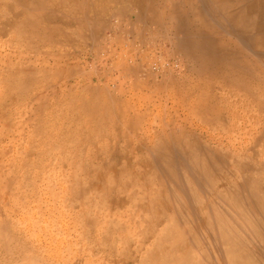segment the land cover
Returning a JSON list of instances; mask_svg holds the SVG:
<instances>
[{
	"label": "rangeland",
	"instance_id": "obj_1",
	"mask_svg": "<svg viewBox=\"0 0 264 264\" xmlns=\"http://www.w3.org/2000/svg\"><path fill=\"white\" fill-rule=\"evenodd\" d=\"M55 1L0 0V264H229L230 257L223 254L227 246L218 244V225L202 223L207 213L221 216L264 264V212L250 204L254 189L264 203V87L232 62L198 68L175 51L169 26L143 27L129 12L145 10L127 0L100 5L108 13L104 10L107 14L100 12L97 18L107 28H94L95 40L90 38L94 25L87 22L77 25L83 38L70 32L75 41L87 42L67 45L49 32L57 19L49 23L33 16L43 9L55 12ZM204 1L207 14L220 12L211 0ZM31 2L35 7L29 23L21 13ZM257 4L262 11L263 3ZM215 21L217 34L221 27H232ZM229 35L216 38L236 43L238 50H231L229 59L250 54L247 38L240 43ZM53 38L64 45L44 48ZM67 52L77 60L74 80L64 83L38 70L42 62L52 65ZM32 70L36 72H27ZM253 89L256 99L249 96ZM200 99L235 118L212 122L216 114L194 110ZM252 99L261 102L259 108ZM132 121L139 124L133 127ZM176 136L189 147H200L199 157L209 154L210 186L196 171L190 177L189 155L172 143ZM157 139L172 151L170 160L155 150ZM236 163L238 183L247 178L253 184L240 191L239 205L231 190H225L231 185L225 183L235 181L227 169ZM223 174L225 181L220 180ZM175 176L191 179L192 192L185 188L172 193L166 186ZM218 191L222 201L216 198ZM234 211L241 215H232ZM242 227L257 229L261 237Z\"/></svg>",
	"mask_w": 264,
	"mask_h": 264
},
{
	"label": "bare ground",
	"instance_id": "obj_2",
	"mask_svg": "<svg viewBox=\"0 0 264 264\" xmlns=\"http://www.w3.org/2000/svg\"><path fill=\"white\" fill-rule=\"evenodd\" d=\"M35 2L36 0H32ZM122 0H56L53 2V8L55 12H46V9H43L41 13H35L33 16H36L37 18H45V21H48L49 23L57 19V24L54 26L51 32H54L55 35H58L59 37L62 38L63 41H66L67 45H77V44H83L85 43L86 39L84 38L83 40H79L78 42L74 40L73 35L70 33L71 29L72 31L78 32L76 34V37H82L79 33L77 25L83 26L87 22H92L94 26L91 29V33L94 32V28L97 29V31H104L107 28L106 21L104 20H99L97 16L100 14V12H104L105 9L100 8V5L103 6L105 3H118L121 2ZM132 6L134 7H141L145 12L139 13L135 12L134 10H131L129 14H133L135 16V20L142 24L143 27H148L151 26H160L162 27L163 25L169 26L171 30H173V36L170 38L173 46L175 47V51L179 53H183L188 59L193 61L195 65L200 67L201 69L205 66L206 64L210 63H217V64H224L227 66L229 63H233L234 67L238 72H244L247 71L248 78L252 82H257L259 86L264 87V0H260L263 3V10L261 11L259 9V6L257 4V0H211L212 4L217 10H220V12L216 14H207L204 10L203 7L205 5L204 0H127ZM22 2V0H21ZM161 4L162 9H158V6L155 4ZM11 4V3H10ZM20 4V1H19ZM43 4V3H42ZM204 4V5H203ZM211 4V5H212ZM21 5H24V3ZM110 5V4H109ZM41 6V5H40ZM43 6V5H42ZM105 6V5H104ZM203 6V7H202ZM206 6V5H205ZM25 11L21 13L23 18L27 19L29 23L33 21L30 10L35 7L33 3H26L24 5ZM212 8V6H210ZM30 8V9H29ZM209 8V7H208ZM135 9V8H133ZM20 10V9H19ZM56 11H62L66 15L70 16L71 19L67 18L66 15H62L61 13H57ZM105 12L108 13V11L105 10ZM104 12V14H105ZM213 12V11H212ZM106 13V14H107ZM209 13V12H208ZM214 13V12H213ZM105 14V15H106ZM221 14V15H220ZM212 15V16H211ZM103 16V15H102ZM34 18V17H33ZM131 18V17H130ZM83 19V20H80ZM215 19H217V22H223L227 21V23H231L232 27L231 28H222L219 34H217L216 26H214L213 23H215ZM127 20V19H126ZM125 20V21H126ZM221 20V21H218ZM86 21V22H85ZM128 22V21H127ZM133 22V21H132ZM52 23V22H51ZM96 24V25H95ZM124 24V23H122ZM88 25V24H87ZM86 25V26H87ZM127 24H125L126 26ZM89 27V26H88ZM113 27V25L111 26ZM229 27V26H228ZM117 28V27H116ZM137 28V27H134ZM132 29V28H131ZM89 30V29H88ZM163 30H165L163 28ZM167 31V30H166ZM163 31V32H166ZM167 33V32H166ZM53 34V33H52ZM109 34V33H108ZM165 34V33H163ZM233 35L232 37L236 38L238 42L243 43L244 39L247 38L248 44L249 45V53L247 56H235V60L229 59V55L231 54V50H234L236 47V43L233 41H229L228 43H224L222 40H216V38L219 36L220 38L224 35ZM155 35V34H154ZM157 35V34H156ZM229 35V36H230ZM90 36V35H89ZM106 36V35H105ZM119 36V35H118ZM170 36V35H169ZM168 36V37H169ZM125 37V36H124ZM139 37V35H138ZM154 37V36H153ZM167 37V36H166ZM231 37V36H230ZM90 38L92 40H95V32L91 34ZM105 38V37H104ZM149 38V37H147ZM131 39V36H130ZM150 39V38H149ZM231 39V38H230ZM117 40V39H116ZM120 40V38H119ZM145 40V39H144ZM169 40V39H168ZM150 41V40H149ZM155 41V40H154ZM228 41V40H227ZM87 42V41H86ZM92 42V41H91ZM127 42V41H126ZM131 42V41H130ZM130 42H128L130 44ZM148 42V41H146ZM164 43V42H163ZM98 44V43H97ZM123 44V42H122ZM126 44V43H125ZM128 44V45H129ZM140 44V43H139ZM171 44V43H170ZM63 42H57L53 38V40L47 41L44 44V48L49 47H61ZM133 45V44H132ZM138 45V44H137ZM234 47H233V46ZM241 45V44H240ZM135 47V46H134ZM140 47V45L138 46ZM137 47V48H138ZM240 47V46H239ZM247 47V46H246ZM133 48V47H132ZM136 48V47H135ZM237 48V47H236ZM240 50H243L242 47H240ZM245 48V47H244ZM173 49V48H172ZM43 50V49H42ZM238 50V48H237ZM67 51V50H66ZM95 51V50H94ZM134 51V50H133ZM91 52V51H90ZM135 52V51H134ZM235 52V51H234ZM243 52V51H242ZM233 53V52H232ZM239 51L237 52V54ZM63 54V53H62ZM68 54V52L66 53ZM125 54V53H124ZM236 54V53H235ZM246 54V53H244ZM98 55V54H97ZM173 55V54H172ZM171 55V56H172ZM177 55V54H176ZM232 57V56H231ZM52 58V57H51ZM73 59V56H71ZM98 58V57H97ZM48 62V61H47ZM133 62V61H132ZM44 63H46L44 61ZM40 65L39 69L40 72L43 74H52L51 76L57 79H62L64 83L66 81H71L72 78V71L73 68L76 66L77 60L70 59L69 54L65 55L62 59H57L54 61L52 65L44 64ZM176 63V62H175ZM31 65V64H30ZM214 66V65H213ZM222 66V65H221ZM233 67V66H232ZM261 68V72L258 71V68ZM221 68V67H220ZM38 71L37 69H35ZM27 71L29 73H35L36 71ZM214 71V70H213ZM228 71V70H227ZM78 72V71H77ZM115 72V71H114ZM207 72V71H206ZM216 72V71H215ZM260 72V73H259ZM76 73V72H75ZM220 73V72H219ZM222 73V72H221ZM229 73V72H228ZM232 73V72H231ZM128 74V73H127ZM245 74V73H244ZM112 75V74H111ZM132 75V74H131ZM153 76L152 72H148V76ZM206 75V74H205ZM216 75V74H215ZM238 75V74H237ZM88 76V75H87ZM86 76V77H87ZM211 76V75H210ZM236 76V75H235ZM124 77V76H122ZM155 77V76H154ZM209 77V76H208ZM206 77V78H208ZM157 78V76H156ZM231 78V77H230ZM234 78V77H233ZM98 79V78H97ZM74 80V79H73ZM92 80V79H90ZM220 80V79H219ZM108 81V80H107ZM175 81V80H174ZM209 81V80H208ZM207 81V82H208ZM56 82V81H55ZM75 82H79V80H76ZM96 82V81H94ZM232 83V82H231ZM55 84V83H54ZM69 84V83H68ZM175 84V83H174ZM180 84V83H179ZM213 84V83H212ZM211 84V85H212ZM239 84V83H238ZM72 85V84H71ZM232 85V84H231ZM65 86V85H64ZM73 86V85H72ZM71 86V87H72ZM214 86V85H212ZM67 87V86H66ZM179 88V87H178ZM180 89V88H179ZM213 90V89H212ZM253 91H248L249 96L252 95L254 97ZM91 92V91H90ZM183 92V91H182ZM236 92V91H235ZM247 92V93H248ZM219 93V92H218ZM217 93V94H218ZM221 93V92H220ZM234 93V92H233ZM187 94V93H186ZM185 94V95H186ZM211 94V93H210ZM235 94V93H234ZM233 94V95H234ZM182 95V94H181ZM180 95V96H181ZM190 95V94H189ZM241 95V94H240ZM97 96V95H96ZM210 96V95H209ZM188 97V96H185ZM193 97V96H192ZM223 97V96H222ZM229 97V96H228ZM238 97V96H237ZM241 97V96H239ZM105 98V96H104ZM108 98V97H107ZM180 98V103L185 105L184 97H179ZM217 99V96L212 97V99ZM255 98V97H254ZM227 99V98H226ZM256 99V98H255ZM255 99H252V102L257 104V108H259L260 103L257 102ZM99 100V99H98ZM109 100V99H108ZM208 100V99H207ZM243 100V99H242ZM179 101V100H178ZM195 101V100H194ZM210 101V100H209ZM241 101V99H240ZM244 101V100H243ZM255 101V102H254ZM110 103V102H108ZM131 103V102H130ZM216 103V102H215ZM223 103V102H222ZM114 104V103H113ZM218 104V101H217ZM129 105V104H128ZM177 105V104H175ZM241 105V104H240ZM194 110L197 112H212L213 114H216L215 117L211 118L212 122H218L222 123L225 122L228 118H235L234 114L231 115H225L222 113V110L220 108H213L210 105H207L205 102V99L203 100H198L196 103H194ZM218 106V105H217ZM245 106V105H244ZM251 106V104H250ZM243 108V107H242ZM249 108V107H248ZM262 110V109H261ZM243 111V110H242ZM263 111V110H262ZM231 116V117H230ZM131 119V117H130ZM115 122V121H114ZM259 122V121H258ZM257 123V122H256ZM255 123V124H256ZM137 124H139L138 121H132L130 124L131 126L135 127ZM128 126V125H127ZM257 126V125H256ZM132 128V127H131ZM126 129V128H125ZM145 130V129H144ZM182 132V131H181ZM190 132V131H189ZM152 134V133H151ZM154 134V132H153ZM161 134V133H160ZM159 134V135H160ZM264 135V133H263ZM262 135V136H263ZM144 136V135H143ZM149 136V135H148ZM147 136V137H148ZM153 136V135H152ZM185 136V135H184ZM156 138H159L157 136ZM173 138V137H172ZM196 138V137H195ZM199 138V137H198ZM154 139V137H153ZM197 140V139H196ZM162 139H157L154 142V148L155 150H160L164 158L170 160L172 151L170 149H164L165 145ZM145 143V142H144ZM172 143H175L179 145V147L183 150L186 151L189 155L190 158V177H193V173L198 172L202 174L205 178V181L207 182V185L210 186V177H209V172L207 171V165L206 164V158H209V154H205V157H199V153L201 152L199 148L196 147H189L187 145V141L182 139L181 137H175L172 141ZM202 143V142H201ZM203 144V143H202ZM143 146V144L141 143ZM220 145V143H219ZM196 146V145H195ZM228 145L223 146L222 145V151L226 152L228 151ZM141 148V147H140ZM235 148V147H234ZM153 149V148H152ZM196 149V150H194ZM176 150V149H175ZM194 150V151H193ZM217 150V149H216ZM142 151V150H141ZM148 151V150H147ZM185 152V153H186ZM184 153V154H185ZM158 154V153H157ZM220 154V152H219ZM227 154V153H225ZM224 154V155H225ZM222 155V154H221ZM223 155V156H224ZM158 156V155H157ZM186 156V155H185ZM217 156V155H216ZM161 157V156H160ZM247 157V156H246ZM226 158V157H225ZM257 158V157H256ZM157 159V158H156ZM255 160V158H253ZM252 159V161H253ZM164 160V159H163ZM212 161V160H211ZM249 161V160H248ZM213 163V162H212ZM250 163V162H249ZM136 165V164H135ZM256 165V164H255ZM169 167V166H168ZM238 167L239 163L232 164L230 167L227 169V173L231 174V176L235 177V181L231 183V181H226L227 184H231L230 186L227 185L225 190L230 189L232 197H234V203L235 205H239L240 202L242 203L243 199L240 196V191L245 189L247 186L252 188L253 184L248 182V179H244L242 183H238V179L240 174H238ZM178 168V167H177ZM247 168V167H245ZM256 168V167H255ZM262 169V168H261ZM168 171V170H167ZM179 171V170H178ZM150 172V171H149ZM176 172V171H175ZM224 172V171H223ZM147 173V172H146ZM226 173V175H228ZM161 174V172H160ZM141 175V174H140ZM147 175V174H146ZM163 175V174H162ZM224 175V174H223ZM226 175L222 180H226ZM200 176V175H199ZM229 176V175H228ZM227 176V178H228ZM221 177V176H220ZM231 177V178H233ZM163 178V177H162ZM102 179V178H101ZM194 179V178H193ZM134 180V179H133ZM132 180V181H133ZM124 181V180H123ZM131 181V180H130ZM135 181V180H134ZM146 181V180H145ZM237 181V182H236ZM136 182V181H135ZM191 179L189 181L185 180H178L175 177L170 178L167 182L169 190L173 193H175L178 190H185L189 189V192H192L191 190ZM166 183V182H165ZM132 184V183H131ZM215 184V183H214ZM222 186V185H221ZM162 187V185H161ZM167 188V189H168ZM215 188V187H214ZM217 188V187H216ZM162 189V188H161ZM164 190V189H163ZM165 191V190H164ZM256 189L252 191V198L251 200V205L254 206V208H260L264 212V203L263 200L258 197V193H256ZM160 194V193H159ZM262 194V193H261ZM164 195V194H163ZM159 196V195H156ZM263 196V194H262ZM122 197V196H121ZM120 197V198H121ZM171 197V196H170ZM194 197L192 194L190 198ZM160 198V197H158ZM216 198L222 201L223 196L222 192L218 191L216 193ZM141 199V198H140ZM150 199V198H149ZM148 200V199H147ZM156 200V199H155ZM162 200V199H160ZM177 200H180V198H177ZM122 202V201H121ZM124 202V201H123ZM189 202V201H188ZM156 203V202H154ZM153 203V204H154ZM163 204V203H162ZM179 204V202H178ZM184 204V203H183ZM190 205V202H189ZM166 206V205H165ZM164 206V208H165ZM206 206V205H205ZM171 207V206H170ZM185 207V206H184ZM191 207V206H190ZM193 207V206H192ZM201 207V206H200ZM168 208V207H167ZM166 208V209H167ZM176 208V207H175ZM208 208V207H206ZM160 209V208H159ZM144 210V209H143ZM189 210V207H188ZM167 211V210H166ZM184 211V210H183ZM191 211V210H190ZM207 211V210H206ZM167 212H170L167 211ZM178 212V211H177ZM208 212V211H207ZM176 213V212H175ZM234 216L239 217V212L234 211L233 212ZM180 214V213H179ZM184 214V213H183ZM203 214V213H202ZM177 215V214H176ZM174 215V216H176ZM186 215V213H185ZM204 215V214H203ZM241 215V214H240ZM21 217V216H20ZM202 217V216H201ZM177 218V216H176ZM179 218V217H178ZM183 218V216H182ZM186 219V218H185ZM188 219V218H187ZM190 219V218H189ZM200 219V218H199ZM180 220V219H178ZM182 220V219H181ZM198 221V220H197ZM178 222V221H177ZM185 222V221H184ZM193 222V221H192ZM214 222L218 225V229L216 230L217 232V238L219 240V245H226L227 250H225V253L230 257L228 260L230 261L229 264H259L258 259L256 258V254H259L258 251H255L253 248H250L249 243H246L245 240L241 239L239 234L234 231L232 226L228 225L221 216L217 217H210L209 213L206 214L202 218V223L204 225H208L209 223ZM176 225V221H174ZM173 223V224H174ZM186 223V222H185ZM171 224V225H173ZM197 224V223H196ZM174 225V226H175ZM199 225V224H198ZM201 225V223H200ZM199 225V226H200ZM168 226V225H167ZM240 222L239 220L235 219L234 221V228L240 229ZM196 228V227H195ZM194 228V229H195ZM217 228V227H216ZM243 228V227H242ZM188 229V227H187ZM215 229V227L211 228ZM193 230V229H192ZM200 230V229H199ZM198 230V231H199ZM244 232H247V234H260L257 232V229H245L243 228ZM204 231V230H203ZM192 232V231H191ZM201 232V231H200ZM205 232V231H204ZM208 233V232H207ZM206 234V232H205ZM199 235V233H198ZM209 235V234H208ZM215 235V234H214ZM216 236V235H215ZM37 237V236H36ZM175 238L177 237L174 236ZM173 237V238H174ZM201 238L202 236H198V238ZM204 237V236H203ZM210 237V236H209ZM38 238V237H37ZM187 238V237H186ZM185 238V239H186ZM197 238V237H196ZM208 238V237H206ZM212 238V237H211ZM208 238V239H211ZM190 239V238H189ZM263 241L264 238L262 237ZM176 239H174L175 241ZM188 241V240H186ZM175 243V242H174ZM197 243V242H196ZM179 244V243H178ZM182 245V244H180ZM198 245V244H197ZM202 246V245H201ZM172 247V246H171ZM176 248V247H175ZM182 248V247H181ZM204 248V247H203ZM180 249V248H179ZM185 249V248H182ZM170 250V249H169ZM186 250V249H185ZM178 251V250H176ZM180 251V250H179ZM171 252V251H170ZM174 252V251H173ZM172 252V253H173ZM171 253V254H172ZM175 253V252H174ZM177 253V252H176ZM181 253V252H180ZM174 255V254H173ZM178 255V254H177ZM254 256L255 258L251 259V256ZM261 255V254H260ZM172 256V255H171ZM196 257V256H195ZM221 257V256H220ZM219 257V258H220ZM205 259V258H203ZM221 259V258H220ZM125 260V259H124ZM173 260V259H172ZM171 260V262H172ZM220 261V260H219ZM200 262V261H199ZM225 262V260L223 261ZM220 263H222L220 261ZM192 264V263H190ZM206 264V263H205Z\"/></svg>",
	"mask_w": 264,
	"mask_h": 264
}]
</instances>
